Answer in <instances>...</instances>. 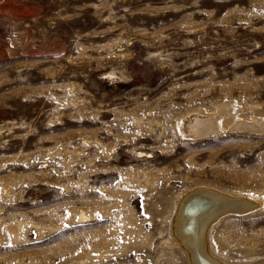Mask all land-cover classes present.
I'll list each match as a JSON object with an SVG mask.
<instances>
[{
  "label": "rangeland",
  "instance_id": "obj_1",
  "mask_svg": "<svg viewBox=\"0 0 264 264\" xmlns=\"http://www.w3.org/2000/svg\"><path fill=\"white\" fill-rule=\"evenodd\" d=\"M203 185L256 202L212 252L264 263V0H0V264H189Z\"/></svg>",
  "mask_w": 264,
  "mask_h": 264
},
{
  "label": "bare ground",
  "instance_id": "obj_2",
  "mask_svg": "<svg viewBox=\"0 0 264 264\" xmlns=\"http://www.w3.org/2000/svg\"><path fill=\"white\" fill-rule=\"evenodd\" d=\"M194 121L196 120H191L190 123ZM207 121L200 120L199 124ZM195 123L191 124L192 128L198 127L199 124ZM238 198L237 195L206 185L195 187L183 195L172 228L177 241L187 254L189 264H231L212 252L208 245V233L210 226L224 213L236 208H251L256 204L250 198Z\"/></svg>",
  "mask_w": 264,
  "mask_h": 264
}]
</instances>
